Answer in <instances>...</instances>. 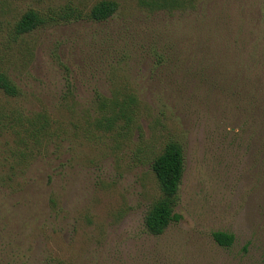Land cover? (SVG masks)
Wrapping results in <instances>:
<instances>
[{"label":"rangeland","instance_id":"obj_1","mask_svg":"<svg viewBox=\"0 0 264 264\" xmlns=\"http://www.w3.org/2000/svg\"><path fill=\"white\" fill-rule=\"evenodd\" d=\"M0 73V264H264V0H0Z\"/></svg>","mask_w":264,"mask_h":264},{"label":"trees","instance_id":"obj_2","mask_svg":"<svg viewBox=\"0 0 264 264\" xmlns=\"http://www.w3.org/2000/svg\"><path fill=\"white\" fill-rule=\"evenodd\" d=\"M115 10L116 4L104 1L95 6L91 14L95 20L101 21L108 19ZM41 22L37 13L29 12L19 22L17 33L31 32ZM0 90L10 96H15L18 93L14 83L3 73H0ZM152 169L162 195L147 213L145 224L151 234L161 235L171 223L180 219V216L174 212V208L179 185L184 175V154L182 148L175 143L168 144L164 151L154 160ZM213 238L222 247L232 246L235 240L233 234L221 231L214 232Z\"/></svg>","mask_w":264,"mask_h":264}]
</instances>
